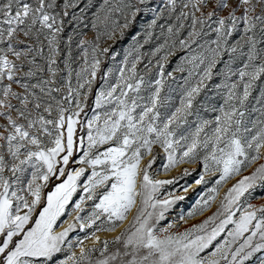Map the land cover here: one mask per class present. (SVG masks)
<instances>
[{"label": "snow or ice", "instance_id": "6c2138e0", "mask_svg": "<svg viewBox=\"0 0 264 264\" xmlns=\"http://www.w3.org/2000/svg\"><path fill=\"white\" fill-rule=\"evenodd\" d=\"M168 5L170 14L177 12V0H168ZM210 5L212 10L205 12ZM75 6L74 0H0V264H50L66 242L69 248L73 246L66 238L77 228L91 230L83 239L76 238L79 253L71 252L56 264H246L256 253L264 252V204L239 203L258 185L264 188V162L250 174L241 175L264 160V88L255 98L258 107L252 108L256 118L249 116L252 92L264 78V0H235L234 4L228 0H182L176 24L167 28L175 37L184 28L183 21H191L188 39L178 41L181 47L194 43L205 25H216L215 47L205 50L210 55L191 57L198 79L195 83L185 80L179 105L170 110L166 107L169 97L162 95L163 65H159V78L148 81L137 70L139 55L131 60L126 56L115 83L96 94V108L102 111L87 120V147L78 161H74L76 126L82 123L79 117L100 68L97 56L109 50L101 48L99 41L102 35L111 39L115 30L101 33L93 21L97 35L94 40L79 42L84 65L75 73L73 86L69 60L64 61V78L59 75L58 58L60 36L69 9ZM101 7L105 21L119 12L125 21L122 28L129 27L126 10L133 8L131 4L104 0ZM219 9H228V14L218 15ZM139 11L138 7L131 11L132 20ZM78 19L72 15V20ZM155 23L153 20L150 27ZM241 25L240 39L230 45L229 37ZM176 43L174 40L172 46ZM225 52L230 60L225 64L224 81L214 85L223 93V102L210 109L203 103L197 106V98L208 87L205 81L212 80L213 69ZM237 55L244 59L242 67L233 71L231 61ZM234 76L238 79L233 80ZM145 90L147 95L142 94ZM201 109L211 111L213 117L204 118ZM78 141L83 149L84 137ZM154 145L166 154L164 171L201 160L205 173L218 174L207 198L198 199L187 217L210 208L220 186L233 176L240 178L202 222L183 232H171L172 223L158 228L165 212L185 196L170 193L163 200L155 196L161 187L181 177L155 179L149 174L156 159ZM146 155L150 159L141 167ZM70 162L84 167L69 170ZM89 169L91 174L81 182ZM189 174L184 168L182 175ZM195 183H206L204 175ZM51 184L54 188L45 193ZM78 189L83 194L73 202ZM183 191L187 193L188 187ZM87 201L92 202L91 210L85 214ZM134 208L131 221L119 235L111 240L97 235L114 231ZM72 212L75 216L67 227L56 231L60 218ZM184 219L181 212L180 220ZM221 234L225 235L218 240ZM92 237L95 242L85 247V240ZM109 245L120 246L109 251ZM208 249L206 256L201 255ZM95 252H100V258H92ZM258 264H264V256Z\"/></svg>", "mask_w": 264, "mask_h": 264}, {"label": "rangeland", "instance_id": "374dc122", "mask_svg": "<svg viewBox=\"0 0 264 264\" xmlns=\"http://www.w3.org/2000/svg\"><path fill=\"white\" fill-rule=\"evenodd\" d=\"M62 2L63 0H58V3ZM74 2L76 6L75 8L69 9L70 15L66 18L64 32L60 36L61 54L58 58L59 68L61 69L59 75L64 78H67V69L65 68L64 61L65 59L69 60L73 70V86L76 85L75 73L78 72L84 65L83 50L78 46L79 42L81 39L94 40L95 36L97 35V29L92 28L93 21H96L97 28L101 33H103L105 30L111 32L113 31V28L115 30V35L111 39L102 35L101 40L99 41V46L101 48H108L109 50L107 53L98 54L97 56V58L100 60V68L97 71L95 79L93 80L91 91L87 95L86 104L84 105L83 111L79 117L82 123L76 126V132L74 135V140L76 142V146L74 147V161H78L79 157L83 154V150H86L87 147V120L92 118L94 112L102 111V109L96 108V94L102 88H106L107 85L115 83V78L119 74L118 69L123 66L122 62L126 56H128L129 60H131L133 57L139 55L140 60L137 63V70L143 74L145 79L148 81H154L155 79L159 78V65H163L165 84L162 95L169 97V100L166 101V107L170 110H174L175 106L179 105V97L182 94V87L184 86L185 80L188 79L191 83H195L196 79H198V77L195 76L193 65L190 62L191 57L200 56L202 54L210 55V53H207L205 50L209 47H215L212 41L216 39V33L214 31L216 25L212 24L211 27L205 25L201 36L195 38L194 43H190L187 47H181L178 41L180 39H188V32L191 30V21L189 19L184 20V28H182L179 35L175 37L168 34L167 28L169 25L176 24L175 17L179 12L182 0H177V12L172 14H170L169 11L168 0H145V3L143 4L140 3V0H125L126 3H129L133 6L131 10H126V14L131 20L128 28H122V25L125 21L124 16L119 12L111 14L107 21L104 20L105 11L101 7L104 5V0H74ZM110 2L112 4H116L119 2V0H110ZM228 3L234 4L235 0H228ZM137 7L140 8V11L136 14L135 19L132 20L131 11H134ZM210 10H212L211 5L204 9L205 12ZM185 11L188 10L185 9ZM73 14L79 19L72 20ZM217 14L220 16L227 15L228 9H219ZM197 15H199V13H197ZM237 15H240V12H237ZM97 17H99V19H97ZM153 20H155L156 23L154 26L150 27ZM106 25L107 29L105 27ZM197 28L199 30V26H197ZM121 31H123V36L120 35ZM241 35L242 25L238 32H233V35L229 37V44H235L236 41L240 39ZM69 37H71L70 43ZM166 40L167 44H165ZM174 40L177 41V43L173 47L172 45ZM161 45H164V47L161 48ZM261 47H264V45H261ZM157 49H160V51L157 52ZM45 51H47V49H45ZM69 52L71 53L70 57ZM90 59L91 50L89 49V60ZM243 59L244 58L239 55L232 59L231 67L233 71L242 67ZM229 60L230 57L227 52H225L219 58L216 67L213 69L212 80L205 81L208 87L197 98V106H199L200 103H203L210 109L212 106H218L223 102V93L218 91L214 85L221 84L224 81L226 74L225 64L229 62ZM38 62L43 63V61L39 59ZM110 69L111 72H109ZM190 71H193L192 77H189ZM168 73H171L172 75L168 76ZM232 79L236 80L238 77L234 76ZM262 88H264V78H261V80L257 81V85L252 92V97L250 98L249 116L252 119L256 118V113L252 112V108L258 107L255 98L260 96V91ZM142 94L147 95V90H145V92ZM163 111L164 109H162V112ZM200 114L206 119H211L214 115V113L211 111L205 112L203 109H201ZM189 119L190 121L194 120V117H190ZM81 136H83L85 139V145L83 149L80 148L78 141V138ZM153 147V154L156 156V159L152 167L149 169V174L155 179H170L174 176L181 177L176 183L161 187L159 191L155 193V196L160 200L169 197L170 193L174 195L185 196L183 201H178L165 212L164 219L159 222L158 228H166L169 223H172L175 224V227L170 230L171 232H183L192 224L202 222L207 218V216L216 211L220 205V201L223 198L224 193L229 187H231L233 183L236 182V180L240 178L239 176H233L231 179L224 182L220 186L219 194L217 195L216 199L211 202L210 208L206 209L203 213H198L193 217H187L186 213L196 204L198 199L201 197L205 199L207 198L208 190L215 185L216 180L219 178L218 174L205 173L203 162L201 160H198L195 163L178 164L169 171H164L163 165L167 163L166 154L158 145H154ZM102 149L103 146H101V150ZM261 151H264V149ZM149 159L150 156L146 155L141 161V167H144ZM261 162H264V160L257 161L251 167L242 172L241 175L250 174L257 164ZM77 167H84V165L70 162L68 166L69 170ZM184 168L189 169V175H182ZM90 174L91 170L89 169L85 176L81 177V182L86 180L87 175ZM6 175H10V173L6 171ZM201 175H204L206 183L197 185L195 181L199 179ZM184 187H188L187 193L183 191ZM53 188L54 184H51L48 188H45L44 191L46 193ZM250 192L252 193L251 195L249 193H245V195L240 198L239 203L241 205L246 206L247 204L251 203L256 206H260L261 204H264V188H261L258 185L255 190H250ZM82 194L83 193L81 190L78 189L77 193H75L73 196V202L78 200ZM139 202V197H137L138 205ZM91 203V201H87L85 203V214L91 210ZM148 210L152 211L151 208ZM134 212L135 208L129 212L128 218L122 224H119L121 226L118 225L119 228L117 226L114 231L98 232L97 235L102 233L104 236H101V239H113L119 235L124 227L128 225ZM181 212L185 213L184 220H180ZM238 215L239 213H237V217ZM74 216V212L71 213V216H62L60 221H58L59 226L55 230L61 231L63 227H67V222H69ZM90 231L91 230L88 229L81 231L79 228H77L70 232L69 236L66 238V241H71L73 246L69 248L68 243L66 242L62 246V251L55 254L52 261H50V264H56L57 261L65 259L71 252H76L78 254L80 249L78 246H76V238L80 237L83 239L89 234ZM223 235L225 234H221V237H218L217 239L220 240ZM245 235H247V233ZM90 239L85 240V247H90L95 242V240L94 242H90ZM215 243L216 242H214V244ZM119 246L120 245H109V251H115ZM210 250L211 249L205 250V252L201 255L206 256ZM261 256H264V252L256 253L252 258H250L249 261H246V264H258L259 258ZM92 258H100V252L93 253ZM0 262H2V255H0Z\"/></svg>", "mask_w": 264, "mask_h": 264}, {"label": "bare ground", "instance_id": "6f19581e", "mask_svg": "<svg viewBox=\"0 0 264 264\" xmlns=\"http://www.w3.org/2000/svg\"><path fill=\"white\" fill-rule=\"evenodd\" d=\"M119 226H121V225H119ZM119 226H118V228H119ZM118 228H117V229H118ZM98 235H99L100 237H101V236H104V234H102V233H100V234H98ZM106 236H107V235H106ZM108 236H109V235H108ZM91 241L94 242V237H92V238L90 239V242H91Z\"/></svg>", "mask_w": 264, "mask_h": 264}]
</instances>
